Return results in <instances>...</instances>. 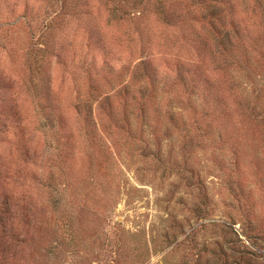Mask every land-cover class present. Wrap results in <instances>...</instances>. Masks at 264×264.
I'll return each mask as SVG.
<instances>
[{"label": "rangeland", "instance_id": "obj_1", "mask_svg": "<svg viewBox=\"0 0 264 264\" xmlns=\"http://www.w3.org/2000/svg\"><path fill=\"white\" fill-rule=\"evenodd\" d=\"M113 1L0 0V264H264L263 6Z\"/></svg>", "mask_w": 264, "mask_h": 264}, {"label": "trees", "instance_id": "obj_2", "mask_svg": "<svg viewBox=\"0 0 264 264\" xmlns=\"http://www.w3.org/2000/svg\"><path fill=\"white\" fill-rule=\"evenodd\" d=\"M62 7V0H58ZM147 0L146 3H149ZM166 2L162 5L164 8L173 9L176 11H183L187 17L190 18L193 23L200 24V31L206 33V39H202L201 42L204 43L210 50L211 55L213 53L219 52V50L232 51L235 47V42H238L239 38V21L235 19L233 15L237 13V1L235 0H165ZM255 3L263 6L264 0H254ZM123 2V3H122ZM116 1L112 3V11L121 10L123 5H129V8H137V6L145 3L143 0H139L137 4L129 2V0ZM115 4H117L116 7ZM149 6V5H148ZM230 12L229 15L232 17L227 21L226 10ZM53 18L44 24V28H49L52 24ZM187 20V19H186ZM205 35L203 34V37ZM238 37V39H237ZM207 41V42H206ZM211 45L210 47H208ZM239 61V59H235ZM188 77L190 79L196 80V68L189 67ZM202 79V78H201ZM199 79V80H201ZM198 80V81H199ZM197 82V80H196Z\"/></svg>", "mask_w": 264, "mask_h": 264}]
</instances>
